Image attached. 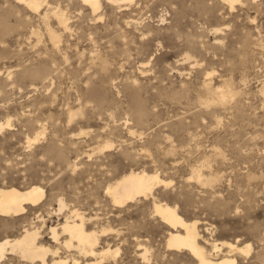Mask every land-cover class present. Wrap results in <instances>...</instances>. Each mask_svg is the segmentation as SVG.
<instances>
[{
	"label": "rangeland",
	"instance_id": "1",
	"mask_svg": "<svg viewBox=\"0 0 264 264\" xmlns=\"http://www.w3.org/2000/svg\"><path fill=\"white\" fill-rule=\"evenodd\" d=\"M226 3L101 0L94 12L83 0H45L35 12L0 0V122L11 126L0 130V186L45 190L24 213L0 215V238L44 221L41 241L60 245L46 227L77 208L88 229L107 228L98 247H118L100 264H193L187 250L167 247L169 226L152 205L160 200L199 221L206 249L217 243L221 255L222 241L250 244L232 254L264 264V0ZM207 86L227 99L219 103ZM195 168L215 179L197 181ZM141 169L169 182L114 205L106 186ZM60 246L80 264L93 259Z\"/></svg>",
	"mask_w": 264,
	"mask_h": 264
},
{
	"label": "bare ground",
	"instance_id": "2",
	"mask_svg": "<svg viewBox=\"0 0 264 264\" xmlns=\"http://www.w3.org/2000/svg\"><path fill=\"white\" fill-rule=\"evenodd\" d=\"M20 1L22 3H25L28 9L31 8V10L33 9L36 12L40 9L45 0ZM106 1L117 3L120 1L124 2L125 0ZM224 1H226L230 6L229 8H231L232 6H234V3L239 2L240 0ZM83 2H85V4H88V6L91 7L90 9L96 12L99 9L101 0H83ZM52 13L55 16L57 23L63 29H67L69 17H66V15L58 8L53 10ZM46 14L47 11L44 12L42 16L46 17ZM47 27L50 39L55 45H57L59 43L58 41L60 39V35L57 34L49 26ZM189 57V55H186V59ZM206 89L211 92L213 91L214 94L218 96V100L220 101L219 103L224 102L227 99L226 96L228 94L223 88L217 87L215 90H212V87L209 88L207 86ZM260 90L264 92V84L261 86ZM75 113L76 112H70V119ZM9 126V120H7L5 123L0 122V130L5 127L8 128ZM43 134V130H40L36 132L34 136L27 137L28 146H31V144L39 139V137H42ZM110 145V143L105 142V144L101 148ZM196 168L192 170L191 177L196 178L197 181L200 180L199 182L208 184L212 183V181L215 179L212 177L203 176V174L201 173V169ZM168 182L169 180L162 178L156 171L148 172L144 169L131 170L125 174L120 175L119 178H117L114 182L106 186V191L109 194L114 205H119L127 200L133 199L138 195L142 196L151 194L153 188L156 185H161V183ZM44 195V188L38 184L29 185L25 188H18L15 186H0V215L17 216V214H22L27 210L28 206L40 204V202H42V200L44 199ZM57 204L58 207L55 210L59 211L66 205V202L62 197H60L58 198ZM152 205L155 212L153 213L155 215L157 214L159 218L169 226L168 235L166 238L167 247H170L169 249L173 248L187 250L194 258L193 264H240L232 253L237 251H243L247 253L250 250V244L238 245L233 242L231 243L225 241H222L221 245H224L228 248V251L226 250V253H223L221 255L217 253L220 250V246L217 243H213L211 245L212 248L209 247L211 248V250H208L203 246L204 244L201 245L199 242L201 235L197 228V223H199L198 220H185L179 214L176 205H169L168 203L161 202L160 200H154ZM85 220L86 218L83 212L79 211L77 208H74L70 211V214H66L64 216V219L61 222L50 226L47 225V236L51 238V241L57 244L59 243L62 246L64 245V248L75 247L79 251L76 252H78L79 254H83L82 257H84L85 255H88V257L89 255L92 256L93 259H88L87 261H85V264H100L103 259L110 256H115V254H117L118 252V247H111L109 245L102 247L97 246L99 242V235L102 234V232L106 231L107 228L102 227L100 230H96L94 228L88 229L85 226ZM43 222L35 224L33 221H30L28 225H23L22 230L18 232V234L12 237L7 236L4 238H0V264H11L10 262L7 263L6 261L7 253H14L15 257L18 256L20 259H23L25 261L27 260L32 264H34L35 262H37L38 264H80L79 258L71 255L72 253L69 256L68 254L62 255L65 252L60 254L59 247L62 248L60 245L47 244L41 241V227L43 225ZM138 245V254L143 259H146L148 248L143 244ZM179 252H182V250ZM189 259L191 260L192 258Z\"/></svg>",
	"mask_w": 264,
	"mask_h": 264
}]
</instances>
